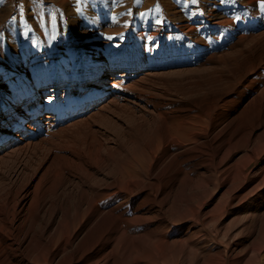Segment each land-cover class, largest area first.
Returning a JSON list of instances; mask_svg holds the SVG:
<instances>
[{
  "label": "rangeland",
  "instance_id": "obj_1",
  "mask_svg": "<svg viewBox=\"0 0 264 264\" xmlns=\"http://www.w3.org/2000/svg\"><path fill=\"white\" fill-rule=\"evenodd\" d=\"M259 57L260 0H0V264L20 260L6 248L14 239L23 253L34 250L36 264H65L66 255L49 262L42 238L104 192L101 219L74 241L120 219L113 254L122 264L132 251L125 259L129 251L122 254L119 243L144 251L151 235L182 234L171 221L181 210L224 204L226 184L210 168L219 160L223 167L243 163L249 147L264 144L255 100L264 68L262 79L239 92L233 87ZM228 90L236 91L234 103L212 110L215 130L201 131L210 97ZM229 138L233 153L216 155L215 146ZM145 176L156 180V192L144 194ZM260 195L226 206L216 223L195 222L204 230L166 249L163 264H252L259 247L264 264ZM135 208L149 209L151 218L136 220ZM161 218L168 219L162 231L155 227Z\"/></svg>",
  "mask_w": 264,
  "mask_h": 264
},
{
  "label": "bare ground",
  "instance_id": "obj_2",
  "mask_svg": "<svg viewBox=\"0 0 264 264\" xmlns=\"http://www.w3.org/2000/svg\"><path fill=\"white\" fill-rule=\"evenodd\" d=\"M261 57H259L258 60L256 62H254L252 65L247 67L246 71L244 72V75H242L241 78L237 79L233 83V87L236 86L235 90L244 88V87L248 86L249 84L253 83L254 81L256 82L259 79L263 78L262 73H260V72H261V69L264 68V58H261ZM115 73H116V71H115ZM94 74H96V73H94ZM108 74H107V72H104L100 75L102 77L101 79H104V81H103L104 84L107 82V81L105 82V80L110 78L108 76ZM252 75H254L253 78H251ZM120 77H122V76L120 75ZM117 79H118V77H117ZM119 82H121V79ZM112 84H113V82H112ZM121 84H122V82H121ZM117 85H118V83H117ZM112 87H113V85H112ZM115 88H113V89L115 90ZM124 88H126V87H124ZM235 92L236 91H234V90L233 91L230 90V92L228 90V91L212 94V96L210 97V101L206 104L204 111H203L204 115H203V119L201 121L202 125L200 127L201 131L205 132L206 130H208V129H206V128H208V125L211 126L212 131L215 130L216 122L214 120H211L212 110L222 109V108L227 107L230 104L234 103L235 98L233 97V95L236 94ZM261 94H259V98L257 96L255 97V100L258 101V105H257L258 109H257V117H256V122H257L258 126H261L262 119L264 122V88H263ZM220 101L222 102V104L219 105L218 108H215V106L218 105V103ZM246 103H247V106L251 105V101L250 102L248 101ZM48 111H50V106L47 108V112ZM45 117L47 118L48 116L46 115ZM240 133L241 134H239V135H241V137L245 135V133L243 134V132H240ZM234 135H235V133H234ZM214 139H215V136L213 135V141H214ZM192 141H193V139H192ZM249 141H250V138L247 139V143ZM166 143H168V141L163 142V144H166ZM261 146L262 147H259L260 149L249 147L247 152L243 155V157L246 158V161L243 163H240L237 160L234 163H231L229 165H227L225 163L224 167H223V166H221L222 160H219L217 162L216 168L215 167L210 168V171H213L212 176L217 177V175H220V178H222L221 179L222 183L226 184V186H225L226 188L224 189V193H223L222 197L226 196L227 199L224 202V204H222L219 207H218V203L221 199L218 200L211 208L208 209L206 206L205 208H203L202 211H199L198 213L191 211L192 214H188V209L184 210V211L181 210L179 215L176 216L171 221L173 224H175V226L178 228V230H181L182 234H179L178 236H170V234H169V235H163L160 237H157L156 235H151L150 237L146 238V241H147L146 248L144 251H141V252L140 251L138 252L139 249H137L136 246H134V244L129 245L126 243H124V244L119 243L118 248L121 249L122 254H124L123 252H125V250L129 251V254L127 253V255L125 256V259L129 257V255L132 251V255H130V257H129L128 264H163V261L166 259V255H167L166 249H168L170 246L182 247L184 244V241H186L185 240L186 236H193L194 234L204 230L203 226L201 228H197V226H195V222H199L201 220V221H203V223L205 225H208V224L210 225V222L216 223L219 213L223 212L226 206H228L229 208L232 209L234 206L238 207L239 205H241L242 200H245V201H247V199L250 200L249 197H251L254 194H255V196H257V198L260 197L261 196L260 192L264 191V162L260 161V160H264V144ZM163 147H164V150L167 149L166 146L163 145ZM234 148H235V143H233L229 138L221 146H217V148L215 146L214 151H216V155L223 153L227 156H230V154L233 153ZM165 157H167L166 154L161 159H156L153 162L152 166L151 165L150 166L153 168H156L157 166H159V164L163 161V159ZM256 162H257V164H256ZM252 165L253 166L256 165L255 168L251 169L250 167H252ZM218 167H219V169H217ZM178 171L182 172L183 170L179 169ZM236 173H240L238 178L241 179L240 181L243 182V183H241V185H239L238 182L236 183V180H235L236 179L235 177H237ZM145 177L147 178L148 181H147V184L144 186L145 187L144 194L149 195V194H151V192H153V193L156 192V185H157L156 180L152 181L149 179L148 176H145ZM134 178L137 179V178H139V176L135 175ZM236 184H238V185H236ZM238 186H239V188H238ZM129 191H132V189H130ZM106 195H107V192L106 193L104 192L102 195H100V197L97 198L96 201L91 206L93 208L90 207V210L86 209L84 211V213H82V214L80 213L81 215H79L76 219L75 218L72 219V222L65 225L61 230L56 231L53 234L46 232L45 235H47V236L45 238H42V240H43L42 247L49 250V252H50V255L48 254L49 255L48 256L49 262H52L54 260L55 255L56 256H58V255H60V256L64 255L65 256L66 255L67 257L65 259V264H122L123 260L119 259L118 257H116L113 254L115 252L114 246L116 245V242L121 235V233L119 232L121 229V220L120 219L115 220L114 227L111 229H109L108 227L99 228L85 242H81L79 244H76L74 241L76 239L75 238L76 234L81 233V234L89 235L90 228L99 222V220L101 219V216L103 214V210H102V208H100V206H98V204L102 203L100 201L102 199H104ZM164 196L166 197L165 191L162 193V197H164ZM21 198H22V196H21ZM163 201H165V199H163ZM112 206H113V204H112ZM20 209H21V207H20ZM244 211H246V210H244ZM6 213H8V211H6ZM134 213H136V214L141 213V216H139V217L136 216L138 218L135 217V219L138 221H146V220H149L151 218V216L145 215L147 213H150L149 209L148 210L143 209L140 211L139 209L135 208ZM234 217L235 216H233L232 218H234ZM14 220H15V218H14ZM12 221H13V219H12ZM166 221H168V219L161 218V220H159L158 224L159 225L162 224V226H155L156 229L160 230V231H162V229L164 230L163 223ZM212 225H213V223H212ZM58 229H59V226H58ZM193 229H194V232H192ZM5 230H8V229H5ZM48 234H50V235H48ZM26 236L29 238V235H26ZM133 237L134 236L130 235V238H133ZM141 237L142 236H140V238ZM24 242H25V238H24ZM21 244H22V242L20 240L14 239L13 241H11V243L6 245V248L10 249L14 253H19L20 260L14 261V262H12V264H36V263H38L39 262V256L38 255L33 256L34 250L32 249L30 252L23 253V251L21 250ZM193 244H196V243H193ZM148 246H149V249L147 248ZM11 247H13V248H11ZM74 247H76V248L73 249ZM38 248H39V246H37V247L35 246V249H36L35 251H39ZM257 249H258L257 254H254V257H256V259L253 261L252 264H262L263 263L262 258L261 257L259 258V256H260L259 250H261V247H259ZM69 253H71V254H69ZM178 262L182 263V261H178ZM40 263H42V262H40ZM231 264H233V263H231Z\"/></svg>",
  "mask_w": 264,
  "mask_h": 264
},
{
  "label": "snow or ice",
  "instance_id": "obj_3",
  "mask_svg": "<svg viewBox=\"0 0 264 264\" xmlns=\"http://www.w3.org/2000/svg\"><path fill=\"white\" fill-rule=\"evenodd\" d=\"M192 3H197V0H192ZM261 7H264V0H260Z\"/></svg>",
  "mask_w": 264,
  "mask_h": 264
}]
</instances>
